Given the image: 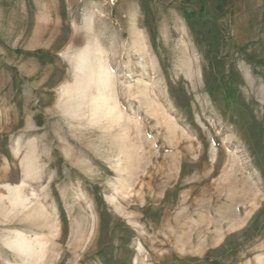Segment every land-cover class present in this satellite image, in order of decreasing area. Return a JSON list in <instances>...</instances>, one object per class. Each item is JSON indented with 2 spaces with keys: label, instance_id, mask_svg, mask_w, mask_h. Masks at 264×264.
<instances>
[{
  "label": "rangeland",
  "instance_id": "obj_1",
  "mask_svg": "<svg viewBox=\"0 0 264 264\" xmlns=\"http://www.w3.org/2000/svg\"><path fill=\"white\" fill-rule=\"evenodd\" d=\"M141 1L0 0V264H264V0Z\"/></svg>",
  "mask_w": 264,
  "mask_h": 264
},
{
  "label": "trees",
  "instance_id": "obj_2",
  "mask_svg": "<svg viewBox=\"0 0 264 264\" xmlns=\"http://www.w3.org/2000/svg\"><path fill=\"white\" fill-rule=\"evenodd\" d=\"M237 0H213V4H212V16L213 18H221V17H230L233 15L234 13V5L236 3ZM145 1L142 0L141 1V6L142 9L145 11ZM195 10H197L198 13V17L199 18H204L205 15H207V9L206 6L204 5V3L200 0H197L196 2V8ZM203 21L197 20L196 25L199 26H203ZM150 35L153 37L155 36L156 30L155 29H148ZM32 56H35L39 59L44 58L42 49L40 50H35L32 52H29ZM225 88L229 89V84L227 83V81H225Z\"/></svg>",
  "mask_w": 264,
  "mask_h": 264
},
{
  "label": "bare ground",
  "instance_id": "obj_3",
  "mask_svg": "<svg viewBox=\"0 0 264 264\" xmlns=\"http://www.w3.org/2000/svg\"><path fill=\"white\" fill-rule=\"evenodd\" d=\"M103 103H105L106 105L108 104L107 102L108 101H106V100H104V101H102ZM20 234V236H21V240H19L20 242H18V245H20L21 243H25L26 241V237L22 234V233H19ZM28 244V243H27ZM39 244H40V242H39ZM25 251V250H24Z\"/></svg>",
  "mask_w": 264,
  "mask_h": 264
}]
</instances>
